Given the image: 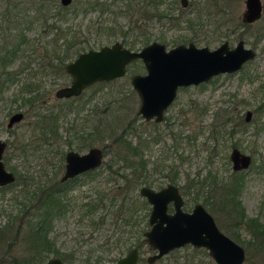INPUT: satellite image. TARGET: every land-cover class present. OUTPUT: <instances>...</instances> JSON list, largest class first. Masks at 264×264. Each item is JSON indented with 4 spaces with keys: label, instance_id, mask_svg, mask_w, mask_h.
Returning <instances> with one entry per match:
<instances>
[{
    "label": "rangeland",
    "instance_id": "1",
    "mask_svg": "<svg viewBox=\"0 0 264 264\" xmlns=\"http://www.w3.org/2000/svg\"><path fill=\"white\" fill-rule=\"evenodd\" d=\"M5 2L0 0L2 7ZM261 3L259 18L251 22L243 20L244 0H188L184 7L178 0H159L158 9L177 17V24H172L165 17L147 21L140 18L139 21L136 20L137 13L129 16L130 10L121 9L118 12L116 7H112V12H101L96 7L85 12L68 13L60 20L61 25H70L72 30L78 31L79 26L80 33L77 32L75 37L88 41L89 48L118 41L136 50L143 45L141 37H147L146 44L156 40L164 43L166 48L190 41L196 46L206 45L209 49L223 40L231 47L242 39L244 45L254 51V57L242 63L236 71L218 73L206 81L177 87L173 100L158 122L143 119L137 112L139 99L131 86L130 77L145 72L140 59L129 62L122 76L94 82L74 97L58 98L53 94L57 87L69 83L70 77L65 69L60 74L39 77L42 79L39 90L45 91V94L30 108L22 104L19 96L13 100L27 69L4 83L0 94V139L6 141L4 151L10 154L8 164L4 165L6 169L10 170L14 165L20 171L25 170L49 183L61 176L67 150L84 152L94 145L103 149L102 162L94 174L91 173L93 175L80 173L58 193L64 206L61 213L53 218L47 236L60 256L67 259V264H91L96 260L101 264H110L131 246L138 247L139 264H216L205 248L190 244L174 248L151 263L146 261L152 253L143 237V231L149 227L147 216L150 205L138 193L142 184L131 191L134 204L143 199L145 203L137 208L133 215L135 222L129 228L121 226L119 230H114L109 216L101 221L99 216L95 218L86 211L83 203L93 197L96 190L111 188L114 180L105 179V166L109 159L116 157L117 147L123 151L122 139L129 140L131 144L140 139L143 143L146 170L140 171L150 181V187L157 189L174 178L181 193L182 209L190 210L196 202L204 205L218 228L244 248L245 259L241 264H263L264 251H256L243 242L249 238L246 228L236 224L232 226L229 214L220 210L217 204L213 209L202 201L204 195L211 194L209 186L214 188L219 181L231 185L234 176L229 152L236 147L250 155L249 165L235 170L241 178L237 199L245 216L256 217L264 223V0ZM185 17L190 18V23L184 21ZM101 20L106 23V28H97ZM138 22H141L140 28L133 29ZM87 25L92 27L88 30ZM39 34L37 21L25 29V35L33 38V45L43 47L44 41L52 34ZM191 37L194 39L190 40ZM126 41L133 42L134 46L130 47ZM76 55L72 50L65 63ZM14 66L15 63L9 64L7 68ZM15 110L22 111L23 117L7 129V118ZM37 110L44 114L52 111L57 115L61 158L50 153L44 156L38 155V152L31 154L28 147L27 155H20L15 148L18 143L36 138L34 113ZM246 110L251 112L248 120H244ZM93 126L103 129L102 133L83 142L79 134ZM121 131L122 139L111 142L114 135ZM196 181L200 183L192 184ZM197 189L198 195L195 196ZM11 191L0 189V224L5 222L8 212L15 213L14 208L18 207L13 202ZM167 210L172 211L170 204ZM23 232L24 228L10 246L6 238L2 240L0 264H16L13 258L27 254ZM234 234L239 235L238 239L233 238ZM114 239L117 243L113 242ZM49 256L53 253L44 257L43 262Z\"/></svg>",
    "mask_w": 264,
    "mask_h": 264
},
{
    "label": "trees",
    "instance_id": "2",
    "mask_svg": "<svg viewBox=\"0 0 264 264\" xmlns=\"http://www.w3.org/2000/svg\"><path fill=\"white\" fill-rule=\"evenodd\" d=\"M158 1L71 0L68 5H61L59 0H6L5 7L0 4V94L3 91L5 82L15 79L17 74L19 75L27 69L24 79L20 81V85L17 87L13 100L19 96L18 98H20L22 104H25L28 108L33 107L34 103L38 102L45 94V91L39 90L42 81L39 77L64 72L65 58L72 50L76 54L90 47L88 41L75 37L77 32L80 33L79 26L78 31H76L75 29L72 30L70 25H61L60 20L64 19L66 14L85 12L87 9L96 7L101 12L107 10L112 12L114 11L112 7H116L118 12L122 11L121 9L130 10L129 16L137 13L136 20L139 21L140 18L147 21L152 18L160 20L165 17L172 24H177V17H173L170 12L163 9H158ZM148 5L149 8L146 9L145 7H148ZM37 18L39 20H36ZM51 18L53 19L51 20ZM35 21L38 22L40 34H52L50 39L44 41L43 47L34 46L31 42L33 38L25 35V29ZM184 21L190 23V18L185 17ZM98 24L97 28H106V23L103 20ZM110 24L108 28L111 30L112 25ZM140 26L141 22H138L133 29H139ZM90 27L92 26H86L88 30ZM59 39L60 41H58ZM189 39H194V37ZM140 40L144 45L147 42V37H141ZM127 44L130 47L134 46L133 42H127ZM40 47L42 50H40ZM13 63H15L14 68L8 69L7 66ZM34 115V129L37 130L36 138L16 144L15 148L18 153L27 155L25 152L26 147H28L31 154L38 152V155L44 156L50 153L51 156L58 155L61 158L62 150L59 146L60 134L56 123L57 115L52 111L44 114L38 110ZM102 131L103 129L93 126L79 135L82 141L85 142L92 140L93 135H99ZM122 133L121 131L115 134L111 142L116 143L121 140ZM121 143L123 151H120L117 147L116 157L109 159L105 166L107 171L105 179L114 180L111 188H107L106 191L104 189L96 190L95 195L83 203L86 205V211L94 215L95 218L99 216L103 221L109 216L110 224L114 230H119L121 226H127L128 228L133 226L135 222V216L133 215L137 208L145 203V200L143 199L140 203L136 202L134 204L135 200L131 191L140 184L150 185V181L140 171L141 169L146 170V159L142 153L143 143L140 139L134 144H131L129 140L122 139ZM9 156L10 154L8 155L4 151L2 156L4 165L8 164ZM115 163H120V165L115 166ZM10 170L15 175L14 180L0 186V189L5 188L10 191L15 189L13 192L11 191V197L18 207L14 208L15 213L8 212L5 222L0 224V243L6 238L10 246L19 231L24 228L22 240L26 242L25 250L27 254L23 257L13 258V263L42 264L44 257L49 253H53V255L67 261V259L65 260L60 256L47 233L52 226L53 218L61 213L64 206L58 193L63 191L64 186L74 180L76 176L65 180L53 179L47 183L45 179L36 178L25 170L20 171L14 165L10 167ZM95 170L96 168L84 173L91 176ZM232 176L234 177L230 182L231 185L219 181L214 185V188L209 186L211 194L204 195L202 201L213 209L214 204H217L220 210L230 215L232 226L238 225L246 228L249 238L243 242L256 251H264V223L258 221L256 217L244 215L237 199L241 178L237 175V171H233ZM170 181L174 183L175 179L173 178ZM197 183H200V181L192 184ZM197 195L198 189L195 193V196ZM95 213L97 214L95 215ZM232 236L234 239H238L239 235L234 234ZM113 242L117 243V240L114 239ZM262 263L264 264V259H262Z\"/></svg>",
    "mask_w": 264,
    "mask_h": 264
},
{
    "label": "water",
    "instance_id": "3",
    "mask_svg": "<svg viewBox=\"0 0 264 264\" xmlns=\"http://www.w3.org/2000/svg\"><path fill=\"white\" fill-rule=\"evenodd\" d=\"M70 1L59 0L63 5ZM178 1L182 7L188 2ZM261 11V0H244V21L256 20ZM253 57L254 51L246 47L242 39H238L232 47L223 40L211 49L206 45L196 46L193 42L166 48L164 43L153 40L133 50L113 41L98 48L81 51L65 63L69 83L57 87L53 94L55 97L78 95L83 88L96 81L122 76L129 62L140 59L145 72L135 73L130 77L131 86L139 99L137 112L144 119L159 121L163 110L174 98L178 86L197 84L218 73L236 71L242 63ZM250 114V110L245 111V120L249 119ZM22 117V111L13 112L8 117L6 126L10 127ZM5 146L6 141L0 139V186L15 178L14 173L6 169L2 161ZM102 158L101 147L95 145L84 152L67 150L64 153V169L60 180L98 167ZM229 158L232 170L244 169L250 163V155L236 147L231 148ZM138 193L150 204L147 216L149 227L143 231L145 242L154 250L146 257L148 263L184 244L205 248L216 264H241L245 259L242 245L218 228L204 205L196 202L190 210L182 209V197L175 184L166 183L158 189L141 185ZM169 202L172 206L170 212L167 210ZM139 255L137 247L131 246L111 264H138ZM42 264L66 263L53 255L47 257Z\"/></svg>",
    "mask_w": 264,
    "mask_h": 264
},
{
    "label": "flooded vegetation",
    "instance_id": "4",
    "mask_svg": "<svg viewBox=\"0 0 264 264\" xmlns=\"http://www.w3.org/2000/svg\"><path fill=\"white\" fill-rule=\"evenodd\" d=\"M187 1H188V0H187ZM70 2H71V1H70ZM59 3H60V2H59ZM187 3H188V2H187ZM60 4H61V3H60ZM68 4H69V3H68ZM68 4H66V5H68ZM61 5H63V4H61ZM190 40H191V39H190ZM188 42H190V41H188ZM188 42H187V43H188ZM219 44H220V43H219ZM228 46H229V45H228ZM165 47H166V46H165ZM229 47H230V46H229ZM231 47H232V46H231ZM88 49H89V48H88ZM130 49H131V48H130ZM224 73H226V72H224ZM199 83H200V82H199ZM190 85H192V84H190ZM3 87H4V86H3ZM178 87H179V86H178ZM83 89H84V88H83ZM83 89H82V90H83ZM82 90H81V91H82ZM1 93H2V92H1ZM80 93H81V92H80ZM175 94H176V93H175ZM75 96H77V95H75ZM68 97H74V95H73V96H68ZM58 98H61V97H58ZM172 100H173V99H172ZM169 104H170V103H169ZM15 111H16V110H15ZM15 111H12V112L9 114V116H10L13 112H15ZM163 112H164V110H163ZM22 113H23V112H22ZM9 116H8V117H9ZM141 117H142V116H141ZM162 117H163V113H162ZM142 118H143V117H142ZM7 119H8V118H7ZM143 119H144V118H143ZM149 119H153V118H149ZM161 119H162V118H161ZM161 119H160V120H161ZM146 120H148V119H146ZM160 120H159V121H160ZM244 120H245V115H244ZM153 121H154V122H158V121H155L154 119H153ZM6 122H7V121H6ZM14 124H15V123H13L10 127H7V126H6V123H5V127H6L7 129H9V128H11ZM229 153H230V152H229ZM2 155H3V154H2ZM229 159H230V158H229ZM96 168H97V167H96ZM63 169H64V165H63ZM94 169H95V168H94ZM90 170H92V169H90ZM90 170H86V171H90ZM231 170H232V168H231ZM86 171H83L82 173H84V172H86ZM233 171H235V170H233ZM79 174H80V173H79ZM79 174H76V175H74V176H77V175H79ZM61 175H62V174H61ZM74 176H73V177H74ZM60 177H61V176H60ZM60 177H59V179H60ZM71 178H72V177H71ZM67 179H68V178H67ZM167 183H173V182H167ZM173 184L176 185V183H173ZM142 185H145V184H142ZM147 186H148V185H147ZM163 186H164V185H163ZM176 186H177V188H178V185H176ZM160 187H162V186H160ZM160 187H158V188H160ZM158 188H157V189H158ZM153 189H154V188H153ZM178 190H179V188H178ZM179 192H180V191H179ZM180 194H181V193H180ZM140 196H141V195H140ZM141 197H143V196H141ZM143 198H144V197H143ZM144 199H145V198H144ZM145 200H146V199H145ZM148 204H149V203H148ZM168 204L171 205V202H169ZM168 204H167V209H168ZM149 205H150V204H149ZM171 207H172V206H171ZM137 249H138V247H137ZM153 251H154V250H152V252H153ZM59 258H60V257H59ZM116 259H117V258H116ZM116 259H115V260H116ZM61 260H62V259H61ZM115 260H114V261H115ZM62 261H63L64 263H66L64 260H62ZM114 261H113V262H114ZM138 261H139V258H138ZM111 263H112V262H111ZM111 263H110V264H111ZM66 264H67V263H66ZM91 264H101V263H99V261L96 260V261H93ZM138 264H139V262H138Z\"/></svg>",
    "mask_w": 264,
    "mask_h": 264
}]
</instances>
